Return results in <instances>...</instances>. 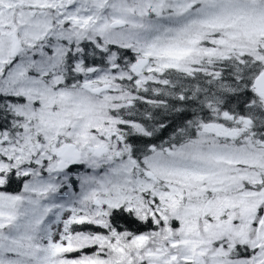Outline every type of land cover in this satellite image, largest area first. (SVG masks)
<instances>
[{
	"label": "snow or ice",
	"instance_id": "obj_1",
	"mask_svg": "<svg viewBox=\"0 0 264 264\" xmlns=\"http://www.w3.org/2000/svg\"><path fill=\"white\" fill-rule=\"evenodd\" d=\"M0 264H264V0H0Z\"/></svg>",
	"mask_w": 264,
	"mask_h": 264
}]
</instances>
